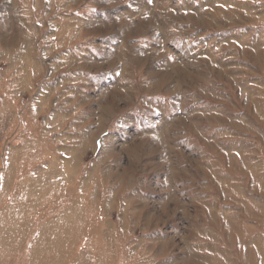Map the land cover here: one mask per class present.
I'll return each instance as SVG.
<instances>
[{
	"label": "rangeland",
	"instance_id": "obj_1",
	"mask_svg": "<svg viewBox=\"0 0 264 264\" xmlns=\"http://www.w3.org/2000/svg\"><path fill=\"white\" fill-rule=\"evenodd\" d=\"M0 264H264V0H0Z\"/></svg>",
	"mask_w": 264,
	"mask_h": 264
},
{
	"label": "bare ground",
	"instance_id": "obj_2",
	"mask_svg": "<svg viewBox=\"0 0 264 264\" xmlns=\"http://www.w3.org/2000/svg\"><path fill=\"white\" fill-rule=\"evenodd\" d=\"M242 252V251H241Z\"/></svg>",
	"mask_w": 264,
	"mask_h": 264
}]
</instances>
